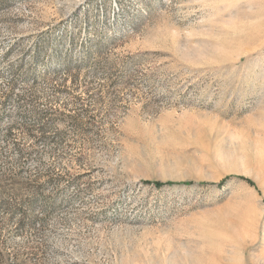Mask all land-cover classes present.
Wrapping results in <instances>:
<instances>
[{
    "label": "rangeland",
    "instance_id": "obj_1",
    "mask_svg": "<svg viewBox=\"0 0 264 264\" xmlns=\"http://www.w3.org/2000/svg\"><path fill=\"white\" fill-rule=\"evenodd\" d=\"M0 264H264V0H0Z\"/></svg>",
    "mask_w": 264,
    "mask_h": 264
},
{
    "label": "trees",
    "instance_id": "obj_2",
    "mask_svg": "<svg viewBox=\"0 0 264 264\" xmlns=\"http://www.w3.org/2000/svg\"><path fill=\"white\" fill-rule=\"evenodd\" d=\"M156 186L160 187V184H156Z\"/></svg>",
    "mask_w": 264,
    "mask_h": 264
}]
</instances>
